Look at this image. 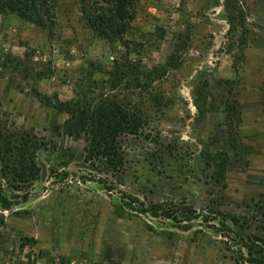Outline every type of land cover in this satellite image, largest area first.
Returning <instances> with one entry per match:
<instances>
[{
  "label": "rangeland",
  "instance_id": "obj_1",
  "mask_svg": "<svg viewBox=\"0 0 264 264\" xmlns=\"http://www.w3.org/2000/svg\"><path fill=\"white\" fill-rule=\"evenodd\" d=\"M240 1L248 30L243 49L229 31L223 0H134L125 45L97 36L77 0H57L52 28L0 15V50L53 70L37 79L0 65V135L19 145L27 137L42 143L33 152L31 185L0 162L1 195L20 200L31 192L25 202L0 207V264H49L52 256L72 264H247L237 259L239 249L264 248V0ZM187 33L181 64L148 87L112 88L104 73L83 79L90 57L128 52L150 67L164 64ZM210 75L237 81V157L223 155L225 115L201 119L194 105V88ZM54 94L62 102L117 101L141 123L117 135L116 154L97 153L91 135L64 125L73 111L43 102ZM64 172L74 175L63 179ZM119 190L147 205L233 214L247 221L244 229L228 223L244 247L217 221L178 224L139 213Z\"/></svg>",
  "mask_w": 264,
  "mask_h": 264
},
{
  "label": "trees",
  "instance_id": "obj_2",
  "mask_svg": "<svg viewBox=\"0 0 264 264\" xmlns=\"http://www.w3.org/2000/svg\"><path fill=\"white\" fill-rule=\"evenodd\" d=\"M79 9L84 15L89 27L99 37L111 42H123L127 44L125 38L131 22L134 19V0H77ZM57 0H0V15H14L23 21L35 24L40 28H52L55 24ZM223 9L227 17L229 31L238 34L237 41L243 49L247 43L246 14L240 0H223ZM189 34L179 38L176 48L168 56L164 64L148 66L140 58H131L128 52L112 59L90 57L86 61V66L81 69L85 72L83 79H90L97 73L107 75L106 81L112 88L124 85L127 88H145L157 79L163 77L169 69L177 68L181 62V54L178 52L186 47ZM0 65L19 71L26 76L46 78L53 73L51 67L44 62L34 60L29 55H18L11 51L0 50ZM78 86H83L79 84ZM236 86L237 81L231 78H222L215 75L206 76L201 79L194 88V105L199 117L204 119L211 113H223L225 115V135L222 139L223 155L230 158L239 156L238 149V121L236 119ZM86 93V92H83ZM43 102L57 110L65 109L67 112H74L71 116L72 123L65 121L64 125H71L75 130L80 129L87 135L92 136V151L101 154L113 153L115 139L120 132H128L137 129L141 123V118L117 101L100 99L93 103L87 101H67L62 102L54 94L52 100L43 96ZM264 107V98L262 100ZM13 136V135H12ZM0 162L11 169L14 176L19 177V181L24 183L37 177V169L33 162V152L42 143L33 137H27L21 144L14 143L9 137L0 135ZM16 155L21 156V160H16ZM17 162L20 169H17ZM28 163V164H27ZM74 175L71 172H64L63 179ZM81 181L94 180L101 184L105 190L112 191L115 187L106 178L79 177ZM14 179V178H13ZM15 181V179H14ZM28 185V186H29ZM26 186V187H28ZM120 198L127 200L129 204L135 205L136 211L142 214H149L151 217L170 219L174 223L189 222L200 219L203 222L217 221L219 229L226 232L231 238L238 239V245L242 237L228 223L245 228L247 223L241 222L239 217L233 214H224L217 211L216 214H207L196 211L189 206L164 207L158 204L147 205L138 196L123 190L118 191ZM31 196L30 190L25 191L20 200L8 198L0 194V207L4 210L10 209L13 205L25 202ZM245 219V217H244ZM257 239V236H254ZM240 248V247H239ZM42 256V255H41ZM40 256V257H41ZM237 259L247 264H264V248H248L246 253L238 250ZM49 264H72V260L63 256H52L47 258ZM84 264H100L96 262H83Z\"/></svg>",
  "mask_w": 264,
  "mask_h": 264
}]
</instances>
